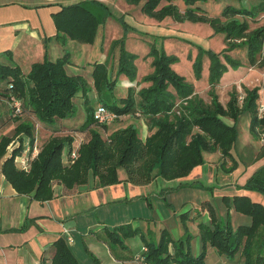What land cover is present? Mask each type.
Wrapping results in <instances>:
<instances>
[{
  "label": "trees",
  "instance_id": "16d2710c",
  "mask_svg": "<svg viewBox=\"0 0 264 264\" xmlns=\"http://www.w3.org/2000/svg\"><path fill=\"white\" fill-rule=\"evenodd\" d=\"M125 1L141 3V11L158 21L170 17L177 22L207 23L214 34L223 35L226 46L218 52L195 44L197 54L192 67L197 79L201 77L203 58L209 59L210 102L206 103L196 96L193 85L172 68L177 57L155 45H151L149 51L153 70L142 77L144 82L150 84L138 91L129 89L125 97L118 99L113 95L117 78L112 75L107 63L93 64L90 84L83 76L71 75L66 71V66L71 62L68 52L54 61L45 56L42 61L33 63L24 75L13 62L12 53L3 51L0 58L4 57L7 62L0 61V82L3 84L0 87V123L12 121L13 117L17 124L11 134L0 136L1 171L18 194L30 195L36 201L45 202L54 197V183L66 189L87 184L90 189L101 188L121 181L119 169L125 172L124 182L133 185H146L156 178L168 181L183 178L194 167L204 163V152L219 151L222 157L233 159L232 148L237 139L235 122L244 112L250 117L251 135L256 139L264 136V111L261 114L258 111V87L244 88L242 98L233 88L225 105L219 102L215 91V86L229 66L233 69L245 64L264 67V24H257L264 15V0H232L238 5L227 4L216 16H209L201 8L200 4L207 0H181L185 6L183 11L174 0ZM161 1L164 4L161 5ZM51 15L56 29L55 37L61 44L67 39L80 43L93 42L97 27L108 17H114L125 30L129 29L123 18L115 17L101 0L61 5ZM251 22L257 25L251 27ZM113 46H119L116 76L124 74L133 81L136 77V55L125 49L123 40L113 43ZM236 49L244 51L245 62L229 54ZM92 90L96 92L98 103L118 117L134 114L146 117L151 132L143 139L139 136L138 128L129 124L103 138L94 128L97 123L89 96ZM79 93L85 105V119L77 130L88 132L89 137L74 148L73 135L52 134L30 160L28 169L18 167L15 158L22 154L25 143L28 142L30 151L36 147L35 126L50 128L53 132L58 121L74 117L77 109L73 99ZM12 99L21 102L19 112L15 111ZM5 105L8 106L7 119L2 117ZM24 111L31 114L36 123L21 119ZM222 117L233 118L234 124H226ZM16 140L18 145L14 147ZM11 146L13 148L7 153V148ZM74 150L77 155L72 158ZM263 156L264 141L256 158ZM237 189L255 191L264 196V166L243 185H237ZM222 200L228 210L221 223L219 220L198 223L201 250L197 255L191 252L192 234L185 225L187 214H183L181 219L185 237L173 240L164 232L157 244L144 240L145 263L204 264L207 248L213 247L227 259L240 258L242 264H264V205L247 195H226ZM231 207L248 216L250 222L234 228L228 212ZM33 222V219H26L13 230L23 231ZM138 234L143 237L141 229L132 227L130 223L105 229L111 247L119 245L125 248L124 240ZM53 246L54 255L50 262L44 264H79L65 237H59Z\"/></svg>",
  "mask_w": 264,
  "mask_h": 264
},
{
  "label": "rangeland",
  "instance_id": "374dc122",
  "mask_svg": "<svg viewBox=\"0 0 264 264\" xmlns=\"http://www.w3.org/2000/svg\"><path fill=\"white\" fill-rule=\"evenodd\" d=\"M32 1L33 0H16L15 4L12 6H4L0 4V24H5L9 21L16 22L19 20H24V18L28 16L32 25L36 26L39 31H44L46 36H50L45 38V43L49 42L53 38V33H56L51 12L57 10L59 7L53 6L49 9L48 7L29 6L30 4L28 3H31ZM101 1L108 5L111 13L115 15V17H122L129 29L125 30L121 22L116 20L114 17H108L97 27L93 42L80 43L73 39H67L63 44L64 49L60 55L68 52V57L70 60L76 61L82 65V67L84 66L81 69V73L78 72L79 75L81 74V76H83L88 83L92 84L91 73L93 64L95 62L107 63L108 69L111 71L112 75L117 78V85L115 86L113 95L117 99L125 97L129 89L138 91L140 88L146 87L150 84L149 82H144L142 77L150 74L153 70L151 65L152 56L149 55V51L151 45H155L159 49L163 47L166 53L175 55L177 57V61L172 64V68L178 74L182 75L187 82L193 85L194 94L196 96L202 98L206 103L210 102V97L208 95L209 59L207 57L203 58L201 77L197 79L194 75L192 67V63L197 54V48L195 44H200L205 48H210L218 52L226 46L223 41V35L214 34L212 28L207 23H195L190 21L177 22L170 17H166L163 20L158 21L147 16L141 11V3L130 4L125 0ZM173 2L180 8V10H184L185 6L181 0H174ZM162 4H164V1H161V5ZM227 4L238 5L236 1L232 0H207L206 2L201 3L200 6L209 16H216L220 14L223 7ZM257 24H264V15H261ZM257 24L251 22L250 25L251 27H254ZM154 36L156 38H153ZM120 40H123V44L127 51L136 55L134 60V65L136 67V77L133 81H130L124 74L116 76L119 46H113V43H119ZM188 41L191 42L189 43ZM54 51L56 54H58L57 50ZM229 54L235 58L241 59L243 62L246 60L243 50L236 49L229 52ZM53 60H55V58H53ZM243 66L246 67L247 70L246 72L244 70V73L240 76V79L235 81H232V79H226L222 82L224 74L229 71V69H231V71H239V68ZM23 70L26 71L24 66ZM227 71L223 73L219 82L215 86L218 100L222 105L227 103L229 99V93L233 88H235L240 93V98H242L244 96V88L252 89L255 87H258L259 105L264 104V100L261 98V96L264 98V94L261 92V89L264 87V67L258 68L245 64L239 66L237 69H233L229 66ZM70 72L69 74H71ZM0 87H3L1 82ZM170 90L173 91L172 88H170ZM89 96L92 98L91 106L95 108V106L99 104L96 98L97 95L95 90H92ZM73 101L77 109L75 116L69 118L70 120H65V124L57 125L54 128L56 130L51 132V134H49V131L46 128H42L38 125L35 126L34 133L35 130L36 132L39 130L37 134L35 133V142H37L35 144L37 149H39L41 147V143H43L52 134L73 135L75 139L74 148L77 147L78 143L89 137L88 132H81L77 130L85 119V105L81 93L77 94ZM7 107L8 106L5 105L3 106V109L6 110ZM247 115V112L240 114L235 122V127L237 129V139L232 148L233 159L231 160L230 157H222L219 151L204 152L203 159L206 164L208 162L211 163L214 160V163L211 164H213L215 170H223L229 173L231 172L233 177L241 176L244 174V172L249 170L250 175H252L251 171H254L255 169V171H257L264 166V159H257L256 161H253L256 159V145H259L260 142H263L264 137L263 135H260L261 139H256L255 137L252 138L253 136L251 135L249 129L250 117ZM5 118H8L7 114L5 115ZM20 118L36 123L34 117L27 111H24ZM11 119L12 121L7 120L5 123L6 127L2 129L0 136L3 134L12 133V129L17 124V121L13 120V117H11ZM222 120L226 122V124H234L233 118L222 117ZM129 124L135 125L138 128L139 136L143 139L151 132L148 127V119L144 116H141L140 114L119 116L110 124H107L106 127L96 124L94 128L100 132L103 138H107L113 131L123 128ZM11 126L13 127L11 128ZM13 144L14 147H16L18 145V140H16ZM12 148L13 146L7 148V152L9 153ZM26 149H28V152H30L28 142L25 143L24 146V150ZM236 154L238 156H236ZM218 157L221 159L217 160ZM118 175L121 177L122 175L124 176V170L119 169ZM202 178V172L197 176H192L191 178L186 177L187 182L182 180L183 178H178V180H176V185H174L173 181L171 180L168 181L158 178V181H156L158 183H148V185L146 184L144 186L134 188L136 192H139V196L137 197L138 200L122 203L117 207L111 206L107 210L100 211L99 215L96 211L95 217L93 216L92 218L97 217L98 219L99 216H103L107 220V223L110 224L112 222L111 218L114 219L115 215L111 217L113 214H108L109 211L118 209L119 212L117 214L120 217L114 222L119 220H130L132 222V224L130 223L132 227H141L140 229L143 233V237L138 234L136 236L127 238L124 240L125 245L128 239H133L136 237L142 242V244H144V240L157 244L164 232L167 233L173 240H177L178 231L182 228L181 223L183 224L181 215L188 214V211H186L188 206H200L201 210L209 214L211 217L210 219L215 218L217 220L222 216L225 217L227 213L228 207L225 201L222 200V197L226 195H221L219 198H216L212 201H202V197L204 196L202 190L203 186L200 183L203 180ZM119 183H121V181ZM185 183L187 185L195 186L183 187L182 184L185 185ZM170 186L174 187L173 192H169L171 189L168 187ZM215 188L216 186L209 189L213 191ZM257 195L264 198V196L260 193ZM181 204H184V206L180 210V212H182L179 214V218L181 220L180 222L176 219H173L172 212L175 211V208L179 207ZM223 207L225 208V211L222 209ZM210 210H212V214L210 213ZM132 217H135V219ZM245 219H249L248 216L240 213L236 214L233 222L234 224H238L239 221ZM187 220L188 218L185 219V222H187ZM135 224H137V226H135ZM91 229L93 230L94 228L91 227ZM105 229L110 228H104V235ZM171 235L176 239H174ZM73 237L74 241L76 240V244L72 247V244L70 243L69 246L79 264H103L102 259L99 257L100 252L104 251V253H107L108 249L104 247L102 241L93 242L91 239L79 235H73ZM182 237L184 238L185 236ZM193 238L194 235L192 234L191 241ZM106 241L109 244L108 239H106ZM197 244L198 248L196 244H192L191 246V252L192 250V253H194V251L196 252L194 255H197L201 250L200 239ZM116 247L121 249L127 248V246L122 248L119 245H116ZM142 255L143 253L141 256Z\"/></svg>",
  "mask_w": 264,
  "mask_h": 264
},
{
  "label": "crops",
  "instance_id": "0c3cea01",
  "mask_svg": "<svg viewBox=\"0 0 264 264\" xmlns=\"http://www.w3.org/2000/svg\"><path fill=\"white\" fill-rule=\"evenodd\" d=\"M78 1L82 0H33L28 4H30L29 6L48 7L50 9L53 6L60 7L61 5H67ZM15 2L16 0H0V4L4 6H12ZM31 25L28 16H26L24 20L16 22L9 21L5 24H0V53L9 50L12 53L13 62L21 68L24 75L29 72L33 63L42 61L45 56L49 60L54 61L53 58L56 60L63 55L60 54L64 49V45L56 39L55 32L53 33L52 40L45 43V38L50 36H46L44 31L41 32L36 26ZM54 50H57L58 54H56ZM0 61L7 62L4 57H1ZM23 66L26 68V71L23 70ZM83 67L76 61L71 60L70 64L66 66V71L68 73L71 71V75H76L78 72L81 73ZM239 69V71H231V69H229V71L224 74L222 82L226 79H232V81L240 79V76L244 73V70L246 72L247 68L243 66ZM77 75H79V73ZM261 92L264 94V87L261 89ZM261 98L264 100L263 96H261ZM6 114L8 115L7 109H3L2 117L5 118ZM65 120L70 119L58 121L56 126L65 124ZM5 127L6 124L1 122L0 134ZM12 127L13 126H11V128ZM47 130L49 134H51V129L47 128ZM38 131L39 130L36 132L35 130V133L37 134ZM35 143L37 142H34L36 146ZM261 144L262 142L256 145V155L258 152L257 149H259ZM236 156L238 155L236 154ZM220 159L219 157L217 158V160ZM257 159L263 160L264 156L256 158L253 161ZM2 161L3 158L0 159V264H39L50 262L55 251L53 242L59 237L66 238L67 236L64 229L68 230V234L72 238V242H68L69 245L70 243L72 244V247L76 244L73 235L85 236L93 242L102 241L104 247L108 249L107 253H104V251L100 252L99 257L102 259L103 264H144L140 259L144 244H142L137 237L128 239L126 243L127 248L125 249L116 246L111 247L106 241L104 235L105 227L111 229L115 225L122 223L132 224L130 220H119L114 222L120 217L117 214L119 212L118 209L109 211L108 214H113L111 217L115 215L114 219L111 218L112 222L110 224L107 223V220L103 216H99L98 219L97 217L92 218L93 216L95 217L96 211L99 215L100 211L107 210L111 206L117 207L122 203L138 200L137 197L139 196V192H136L134 188L144 185L125 183L124 179L126 175H122V177L118 175L121 183L96 189H90L88 184L80 185L73 189H66L63 185L54 183V197L48 201L39 202L34 200L30 195L18 194L13 189L1 171ZM211 163H214V160ZM211 163L208 162L206 164V162H204L202 165L194 167L188 176H186L187 178H191L192 176L199 175L201 172L203 173V180L200 182L203 186L202 190L204 193L202 201H212L219 198L221 195H247L251 200L260 202L264 205V198L259 197L257 195L259 193L237 189V185H243L249 176H251L250 170H245L246 172L241 176L233 177L231 172L215 170ZM255 170L251 171L252 175ZM186 177H183L182 180L187 182ZM176 180L178 179L171 180L174 185H176ZM156 181H158V178L150 183H158ZM182 186L194 187L195 185H187L185 183V185L182 184ZM211 186H216V188L211 191L209 189L212 188ZM168 188L171 189L169 192L174 191L173 186ZM183 206L184 204H181L179 207L175 208V211L172 212L173 219L181 222L179 214L182 213L180 210ZM222 209L225 211L224 207ZM186 211H188V220L186 222L187 229L194 235L191 246L192 244H196L198 248V223L200 221H215L216 219H210L211 217L209 214L201 210L200 206L197 205L188 206ZM229 214L231 225L234 228L237 225L248 224L250 222V218L248 217L249 219L241 220L238 224H234L233 221L236 214L240 213L231 208ZM132 218L135 219V217ZM223 218L224 216L217 219L219 223L224 220ZM26 219H33L34 222L23 231L13 230L20 227ZM181 225L182 228L178 231V239L185 233V228L182 223ZM135 226H137V224H135ZM91 227L94 229L92 230ZM172 237L176 239L174 236ZM194 253L196 252L194 251ZM242 263L240 258L230 260L220 255L215 248H207L204 264Z\"/></svg>",
  "mask_w": 264,
  "mask_h": 264
},
{
  "label": "built area",
  "instance_id": "2783aa9c",
  "mask_svg": "<svg viewBox=\"0 0 264 264\" xmlns=\"http://www.w3.org/2000/svg\"><path fill=\"white\" fill-rule=\"evenodd\" d=\"M12 103H13V106L15 108V111L19 112L20 109H21V102L18 101V100L12 99ZM258 111H259L260 114L264 111V105L263 104L259 105ZM93 117H94L95 122L98 125H107V124H110L118 116L113 111L108 109L106 106H104L102 104H98L94 108ZM37 152H38V149L36 147H34L33 150L30 151V152H28V149L24 150L22 152V154L16 156V158H15V162H16L17 166L20 167V168H23V169H28L30 160L37 154ZM76 155H77V151L74 150L71 153V157L74 158V157H76ZM64 232L67 235L66 238H65L66 241L67 242H72V238L68 234V230L64 229ZM144 251H146L145 247L142 248V253ZM140 259L143 261L144 264H146L145 261H144L143 255L140 257ZM39 264H44V263H39Z\"/></svg>",
  "mask_w": 264,
  "mask_h": 264
}]
</instances>
